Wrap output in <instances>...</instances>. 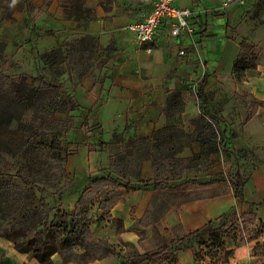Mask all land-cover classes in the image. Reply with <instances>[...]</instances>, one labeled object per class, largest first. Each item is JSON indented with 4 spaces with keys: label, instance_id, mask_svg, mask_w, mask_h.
I'll use <instances>...</instances> for the list:
<instances>
[{
    "label": "crops",
    "instance_id": "crops-1",
    "mask_svg": "<svg viewBox=\"0 0 264 264\" xmlns=\"http://www.w3.org/2000/svg\"><path fill=\"white\" fill-rule=\"evenodd\" d=\"M224 1L175 0V7L193 12V17L189 21L192 33L182 34L178 39H174L169 35V25L163 24L158 31V41L150 52L140 49L135 44L133 35L126 27L143 20L151 11L155 0H80L82 6L78 10L80 13L78 16L80 17L81 13L83 16L77 20L64 16L60 0H29L28 7L33 6L34 12L28 10L20 1L18 4H23V7L14 8L13 12H10L9 8L15 7L12 0L2 2L3 8H0L2 11L5 9V12L14 13L11 17L2 18L0 22V37L5 40L7 49L15 41L14 37L4 36L6 30L11 27L12 19L16 17V24H19L20 21L29 19L33 13L30 33L23 30L27 36L22 35L20 38L34 36L40 41L46 40L48 45L41 44L43 47L62 46L65 40L69 44L67 48L70 49L73 41L89 36L95 38L97 52L110 53L108 57L112 64H105L104 61L102 68H94L90 73L84 72V67L78 64L74 70H69L71 77L69 88L73 93L71 96L75 97L76 104L80 107L78 113L90 111L86 123L90 126L99 124L101 134L95 138L92 131L87 133L83 131L80 134L79 138H82V141H78L79 145L67 158L68 174L73 175L69 164L70 159L76 154L84 152L87 159L96 154L97 151H89V146L97 139L106 147L114 137L121 136L122 143L128 147L126 150L131 151L132 142L152 140L156 133L163 130L179 132L181 136L186 132L195 138L197 134L195 122L200 121L199 117L202 116L196 91L198 84L203 80L206 81L204 93L211 96L208 100L209 105L207 103L208 106L203 105L211 113H214L213 108L219 107L227 111L230 107L240 104L241 109H246L247 116L253 102L261 103L254 116L244 123L243 129L259 124L262 134H258V139L264 140V119L262 122L257 121L260 112L264 111V0H243V5H232L223 9ZM74 8L71 7L72 10ZM86 12L87 17L90 15V20L87 21L84 16ZM242 41L262 48L256 68L244 74L242 84L250 98L247 101L237 98L240 89L232 75V67ZM27 45L33 44L27 42ZM83 47L85 49L76 47V51L80 50L82 55L91 51L86 44ZM179 51H183L184 55L179 56ZM76 71H80L81 79L77 77ZM173 93L182 94L186 102L181 113L176 112L168 116L165 114L166 101ZM94 110L98 111L99 116L101 114L105 116L110 112L113 117L93 118ZM207 121L213 124L209 118ZM219 124L228 126V133L226 129L224 131L229 137L231 132L229 127L233 123L223 119ZM254 137L256 138V135ZM122 147L121 152L124 151ZM101 151H104L105 156V148ZM199 152L200 145L194 140V143H191V150L186 148L180 154L174 155V158L185 159ZM104 158L106 159V156ZM93 169L91 166L85 171L88 173ZM202 172H188L187 177L199 180V173ZM190 174H194L193 177ZM139 175L140 180L154 177L151 160L142 161ZM202 194L205 196L199 195V199L187 202L174 204L166 202L170 207L167 213L154 225L143 227L139 222L154 195L153 191L119 188L116 192L117 197L114 199L108 197L102 202L104 207L108 204L109 209L106 213L108 212L113 221H109L106 215L97 223L92 219L91 225L96 227L93 233L114 240L117 244L120 240L117 253L126 258L127 251L124 247L127 243L134 245L140 254L145 253L141 248L143 241L140 242L138 234L142 231H147L149 238H152L151 230L158 229L170 243L235 209L237 212L235 230L230 240L225 242L223 256L221 252L213 258L197 260L195 251H199L196 248L179 252L175 264H264V230L257 238L250 240L252 233L264 225V206L256 210L255 227L246 224L248 221L244 217L251 205L264 202V162H257L250 168L246 182L242 186V201L237 197L234 188L231 193L223 194L220 193L219 186H216ZM191 197L193 196L190 195L189 198ZM175 205L177 208H172ZM117 222H121L119 234L116 232ZM244 224L247 227H244ZM90 231L92 232V228ZM0 258L8 261V264L33 261L28 254L17 253L13 244L2 238ZM161 261L162 259H158L146 264H160Z\"/></svg>",
    "mask_w": 264,
    "mask_h": 264
},
{
    "label": "trees",
    "instance_id": "trees-1",
    "mask_svg": "<svg viewBox=\"0 0 264 264\" xmlns=\"http://www.w3.org/2000/svg\"><path fill=\"white\" fill-rule=\"evenodd\" d=\"M60 6L63 9L64 16L68 19H80L78 10L82 6L80 0H60ZM74 6V10L71 7ZM70 8V9H69ZM87 13L84 14L85 18ZM91 49L90 52H84L88 55L96 51L97 44L94 37L85 36L73 41L70 49H66V59L69 55L85 49V45ZM3 44L0 43V57L3 55ZM254 46L242 41L236 59L232 67V75L237 79H242L245 72L253 70L258 64V60L254 55ZM82 54V53H81ZM71 70L76 68V62H68ZM83 67V66H81ZM80 70V68H79ZM76 75L81 79L80 71H76ZM206 81L203 80L198 84L196 96L199 100V110L202 116L199 117L204 126H199L197 134L194 138L195 142L200 145V152L193 154L190 158L177 159L174 158V150L163 148L159 150L158 155H153L152 170L154 177L149 180L140 181V183H125L118 180L109 172L103 177H94L90 179L86 188H83L79 194L75 207L71 212H57L56 221L50 220L52 208L46 201V189L41 184H48L50 179L53 184L64 183L62 187L69 185L70 181L66 175V156L62 157L61 144L65 138H62L68 131L71 117L66 121H59L54 118L55 114L79 111L73 96L68 95L67 98L56 89L54 82L46 83L44 89L28 88L24 80L14 81L9 75L0 73V223L6 221V230L0 238L6 239L13 244L14 250L20 254H28L30 258L38 264H56L53 260L58 257V264H89L94 261L102 260L113 255L108 240L104 236H94L90 231L92 218L89 215L85 204L89 200L88 187L101 184L103 187L111 188L106 193L111 197L119 188L149 190L153 191L144 216L139 224L148 227L157 223L170 209L165 202L166 198L176 197L179 194L195 196L188 197L183 202L199 199L198 196L210 188L219 186L220 193L228 194L232 192V188L236 189L237 197L242 201V186L246 182V178H242L239 173L235 179L227 177H213L209 179H190L186 177L188 172L203 171L204 163L210 159V155L218 150H222L225 154H230L227 147L228 137L226 132L221 134L222 141H217V134L214 129L220 127L223 118L211 113L204 105L210 99V95L204 93ZM253 100V99H251ZM254 101V100H253ZM186 100L180 93L169 95L166 101L167 108L165 114L174 115L176 112L181 113ZM204 104V105H203ZM261 104V103H260ZM253 102L251 109L247 112L245 121L250 120L256 113L259 105ZM51 105L54 107L52 109ZM19 110L24 113L29 111L32 113L26 120L19 122L18 130L21 132L19 142L20 147L25 152L19 166L14 171H7L6 146L7 133L9 131L11 111ZM176 110V111H175ZM86 112H89L86 110ZM207 118L213 121V124L207 121ZM196 127L199 121H196ZM87 131L94 133V138L100 136L99 124L90 128L89 124L84 121ZM66 126L67 128H62ZM210 131L206 133L205 130ZM177 132H169L163 130L156 133L160 136L157 141L160 145L166 140L172 142V137ZM181 133V132H180ZM98 142V140H97ZM104 147V143L99 141L97 149L99 152ZM54 165H59V169L53 171ZM46 169L48 171H46ZM59 179L55 176L58 175ZM171 176H178L182 179L176 185H169ZM65 181V182H60ZM60 182V183H59ZM63 193H60L62 196ZM197 196V197H196ZM206 198V197H204ZM264 206V202L251 205L249 211L244 215L250 227H255L256 210ZM100 210L105 209L102 202L98 203ZM109 221H113L108 212L106 213ZM237 212L231 209L216 221H211L204 227L186 235H182L170 243L164 244L155 251H148L140 254L134 245L125 244L127 249L126 264H146L162 259L160 264H175L176 255L186 250H195L208 246L207 249L213 248L218 242L224 240V237L233 235L235 230V221ZM244 227H247L245 224ZM264 225L256 232L252 233L250 240L257 238ZM121 231V222H117V234ZM222 244V242H221ZM200 251H195V257L199 260ZM0 264H8V261L0 258Z\"/></svg>",
    "mask_w": 264,
    "mask_h": 264
},
{
    "label": "rangeland",
    "instance_id": "rangeland-1",
    "mask_svg": "<svg viewBox=\"0 0 264 264\" xmlns=\"http://www.w3.org/2000/svg\"><path fill=\"white\" fill-rule=\"evenodd\" d=\"M3 1L4 0H0V8H3L1 7L3 6ZM19 1L23 3L28 10L34 12L33 6L29 5L28 7L29 0H16V4H14L15 7L11 6L12 8H9L10 12H13L12 10L14 8H21L20 6L23 7V4H18ZM4 10L2 11L0 9V22H2V18L11 17V15L14 14H10L8 11L5 12ZM33 15L34 14L31 13L32 17ZM31 16H29V19L26 18L23 22L20 21L19 24H16V17L12 19L10 23L11 27L8 29L6 28L7 30L4 34V36L14 37L15 39L9 49H7V45L5 46L4 44L5 40H2V38L0 37V43L3 44V55L0 57L1 74L9 75L14 81L24 80L28 88L34 89H44L46 88V83L52 81L56 85V89L62 95V97L67 98L68 95L73 94L72 90L69 88L71 80L69 70L71 69L68 62L75 61L79 66L82 65L84 67V72L86 73L92 72L94 68H102L104 66V61H106L105 64H112V62L109 61L108 57L110 53L105 54L103 52L100 53L97 51L88 56L82 54L71 55V57L69 56L66 59L65 51L67 49V45L69 44L65 40L62 46L59 45L58 47H43L41 44L48 45L46 44V40L41 39L40 41V39H36L34 36H30L29 38H20V36L22 35L27 36V34H25V31L23 30H27L30 33L29 28H31ZM87 20H90V15L88 16L86 21ZM27 42H31L34 46H28ZM260 50L262 52V48L259 49L256 46L254 47L253 53L256 56L257 60L260 56ZM244 79L245 77L243 76L242 79L236 80V84L240 89L239 94L237 93V98L239 100L241 99V101H247L250 99L248 96L249 94L246 92V90L244 89V85L242 84ZM73 98L75 100L74 96ZM207 104L209 105L208 101ZM207 104L206 106H208ZM53 107L54 106L51 105L50 109H52ZM213 111L216 115H220L223 119H227L233 123V125H230L229 127L231 132H229V140L227 145L230 154L227 155L223 153L221 149L214 154H211L210 159L206 161V163H204L203 172L199 173V179H209L211 176L235 179V177L239 173L241 174L242 178H246L248 176L250 168L255 163L264 162V140L261 141L258 139V134H262L261 127L258 124L253 126L250 125L249 127L247 126L250 130L248 128L246 130L243 129L245 125L244 123L246 122V109H241L240 104L230 107L229 109H227V111L219 107L213 108ZM97 112L94 110L93 118L98 117L99 119H111L113 117L110 112H108L105 116L104 114H101L99 116ZM224 112H226V114ZM10 113L11 119L9 124V131L6 134L7 140L6 146L4 147L6 153H4V157L6 159L7 171H14L19 166V163L21 162L25 154V152H23V148L20 147L21 143L19 142L21 135V132L18 130L19 122H23L24 120H26V118L32 113H29V111L22 113L19 110H14ZM86 113H78V111L73 110L71 112L59 113L54 115V118L59 121H66L68 120V117H71V121H69L70 125L68 127V131L62 137L65 138L61 144L62 157L66 156V158H68V156L75 151L76 146L79 145L78 141H82V138H79L81 137L80 134H82L83 131L87 133V126L82 124L84 121L88 120L90 111ZM84 117H87V119H85ZM263 119L264 111H261L259 114V119L257 121L262 122ZM199 126H204L202 121H199V123L197 124V130ZM95 127L96 126H92L90 128ZM64 128L67 127L64 126L62 130ZM227 128L228 126L220 125L219 128L214 129L215 134H217L218 142L222 141L223 137H221V134L224 129H226L225 131L228 133ZM205 132L207 134L210 133L208 129L205 130ZM254 135H256V138L254 137ZM120 137L121 136L114 137L109 143L106 144V147L104 145L103 148H105L106 159L104 158L105 156H103L104 151L96 152L95 155L89 157L88 159L84 152H79L73 158H71L69 165L71 171L73 172V175L71 176V174H68V172L66 171L67 179H65V181H70L69 185L62 187L64 183L53 184V180L51 179L48 184H41V186L45 187L46 189V201L49 207L52 208V213L50 214L51 221H56V217H58V211L71 212L74 209V203H76L77 201L79 192L83 188H86L88 186L87 184L89 183L90 179L94 177H103L105 176L106 172H109L123 183H125V181H128V183H140V181H145L140 180L139 175L140 165L143 160L149 159L152 162L153 155H158V151L162 150L163 148L173 149V154L178 155L186 148L187 150H191V143H194V136L189 135L186 132L185 135L181 136V134L177 132L176 135L171 138L172 142H170V140H167L166 138L162 145H160L158 142H155L160 138V136L156 135L152 140L142 139L132 142L130 145L132 149L130 151L126 150L128 149V147L124 146V143H122L123 140H121ZM97 140L93 143L92 146H89L90 152H95V150L97 149V145L99 144V140L98 142ZM68 141L71 144H69ZM121 147L124 150H122L123 152L120 151ZM67 161L68 159L66 160V163ZM91 166H93L94 169L91 172L87 173L85 170ZM104 166H106L107 168H104ZM53 167V171L59 169V165H54ZM46 171L48 170L46 169ZM57 174L58 175H56L55 178L59 179V171H57ZM193 175L194 174H190V176L192 177ZM181 178L182 179L178 178V176H171L168 184L176 185L180 181H183V176ZM87 189L89 191V200L85 204V209L88 210L91 218L95 219V222L97 223L100 218L106 215L105 213L109 209L108 204H106L105 209H103L102 211L98 210V203L105 201L109 197L106 195V193L108 191H111V188L103 187L101 186V184H97L92 185ZM60 193H63L62 196H60ZM195 194L196 193H192L191 196H194ZM115 197H117L116 193L111 196V199H114ZM188 197H190V195L188 194H179L176 197L166 198L165 202L169 204L180 203ZM172 208H177V205L173 206ZM6 224V221L0 223V235L4 234V231L6 230ZM90 228H92L91 233H93L96 227L91 225ZM138 234L140 242L143 241L141 248L145 252L155 251L164 244L168 243V239L166 238V236L159 232L158 229L151 230L152 238H149L147 231H142ZM231 237L232 236L224 237V240L218 242L217 245L213 248L209 247L207 249L208 246H203V248L199 249L200 254L198 255V259H205L207 257L213 258L216 256V254L221 252V256H223V252H225V242H227V240H230ZM107 240L114 254L102 260L94 261L89 264H126V259L123 258L119 253H117L121 241L117 239L119 243L117 244V242H115L114 240ZM124 249L125 251H127L126 247H124ZM53 260L56 264L59 263V259L57 256H55ZM23 263L38 264L35 260L29 261V263L28 261Z\"/></svg>",
    "mask_w": 264,
    "mask_h": 264
},
{
    "label": "built area",
    "instance_id": "built-area-1",
    "mask_svg": "<svg viewBox=\"0 0 264 264\" xmlns=\"http://www.w3.org/2000/svg\"><path fill=\"white\" fill-rule=\"evenodd\" d=\"M175 0H155L151 11L143 20L131 24L126 29L133 35L135 44L146 52H150L152 46L158 41V31L161 25H169V35L178 39L182 34L190 35L192 30L189 25L193 12L189 9L174 6ZM243 0H225L222 8L232 5H243ZM179 56L184 52L179 51Z\"/></svg>",
    "mask_w": 264,
    "mask_h": 264
},
{
    "label": "clouds",
    "instance_id": "clouds-1",
    "mask_svg": "<svg viewBox=\"0 0 264 264\" xmlns=\"http://www.w3.org/2000/svg\"><path fill=\"white\" fill-rule=\"evenodd\" d=\"M12 2H13V4H15L16 3V0H12Z\"/></svg>",
    "mask_w": 264,
    "mask_h": 264
}]
</instances>
